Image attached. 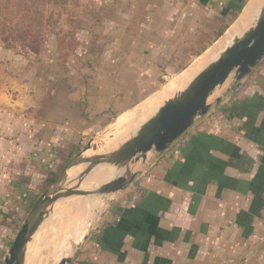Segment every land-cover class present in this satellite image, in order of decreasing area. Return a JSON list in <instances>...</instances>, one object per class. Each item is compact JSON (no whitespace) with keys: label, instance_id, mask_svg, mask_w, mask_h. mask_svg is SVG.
<instances>
[{"label":"crops","instance_id":"1","mask_svg":"<svg viewBox=\"0 0 264 264\" xmlns=\"http://www.w3.org/2000/svg\"><path fill=\"white\" fill-rule=\"evenodd\" d=\"M244 1L92 0L70 51L77 59L62 60L61 78L21 80L7 68L19 80L10 92L0 79V264L47 188L57 148L69 152L72 140L103 127V112L151 95L141 98L151 87L142 82L154 73L188 68ZM180 54L183 68L174 64ZM232 86L168 149L140 162L142 173L92 218L81 248L77 230L71 264H264V59Z\"/></svg>","mask_w":264,"mask_h":264},{"label":"water","instance_id":"2","mask_svg":"<svg viewBox=\"0 0 264 264\" xmlns=\"http://www.w3.org/2000/svg\"><path fill=\"white\" fill-rule=\"evenodd\" d=\"M263 59L264 3L254 26L221 50L215 59L196 73L185 88L166 101L154 117L136 127L129 138L109 153L90 156L93 140L59 171L26 216L4 264H27L30 245L42 226L54 215L57 202L75 194L92 196L87 204L88 213L78 228L76 244L77 248H81L88 238L91 216L100 198L125 191L142 173V170H136L140 162L144 163L154 149L158 153L164 152L189 131L197 120L209 113L214 106L209 101L210 97L233 72L236 79L241 81ZM232 88L229 87L227 92ZM220 100L218 97L216 102ZM83 164L84 169L75 177L73 173L76 170L73 168ZM99 167H112L115 177L93 190L81 189L84 179ZM73 176L75 178L71 179ZM70 238L65 241V247L69 246ZM60 257L56 264H71L74 258L71 254Z\"/></svg>","mask_w":264,"mask_h":264},{"label":"rangeland","instance_id":"3","mask_svg":"<svg viewBox=\"0 0 264 264\" xmlns=\"http://www.w3.org/2000/svg\"><path fill=\"white\" fill-rule=\"evenodd\" d=\"M249 1L251 2V0ZM92 6V0H0V79H2L6 83L5 87L10 90L13 86L12 82L19 80L15 77H11L12 73H10V75L8 74L7 68L10 66L13 67L15 73L22 74V77H20L21 80L28 79L27 77L29 74L30 76H35L38 73L44 75L45 72H47V65H50L52 57L57 55V52H59L58 48L62 44L59 42V39L63 34L66 35L67 38L64 40L66 44L63 45V49L61 50L63 51V53L67 52V50L70 52L72 48H70L67 43H70L73 38L76 37V34L78 35V37L83 39L84 34L81 33L80 29L86 28L85 26H89V23L87 24V21H85L84 18H87L90 13V16H92ZM230 18L229 20H231ZM219 25L220 24H217V26ZM178 56L179 57H176L177 59L174 61L176 67L182 65L185 59L182 54ZM71 58L77 59L76 54H74V56L72 55V57L63 59V62ZM86 58L87 57L82 54L78 57L79 62L77 63H85ZM205 65L206 63L199 69L201 70ZM51 68H54V71L57 70L56 65ZM188 68H186L185 70H187ZM180 73H178L177 75H179ZM76 74L79 75L80 78L82 77V74H79V72ZM158 74L159 73L157 72L156 78H154L153 81L144 80L142 82V87H144V85L146 84L145 81L148 82L149 86L159 84L161 78H159ZM177 75L166 78L167 81L164 83V85L162 84V86H159L157 91L146 97L134 107L122 113H116L114 119H112L111 122L108 121L109 123H107L106 125L103 124V127H93V129L87 131L85 136H80L74 141L72 140L69 143V152H65L62 147H58L57 150L58 153H60L59 160L56 163L57 165L52 163V165L54 166L53 174H58L59 171L68 163V161L78 155L79 152L86 148L91 141L96 139V143H99L109 140L113 136L111 130L113 129L112 126H114V124L116 123L115 121H118L120 118L126 117L127 115L130 116L131 112L135 111L138 106L145 104L146 101H149L152 95H156L157 92L161 90V88H163L167 83L170 82L171 79L175 78ZM51 77L56 76L51 75ZM131 78L132 79H130L128 74L127 77H123V79H125L128 83L132 84L139 85V81H142L139 80L137 76V79H134L132 76ZM42 82L38 85L41 88L45 86V83ZM237 82L238 80L236 79L235 72H233L225 82V84L223 86H219L214 94L210 97V103L215 105L217 103L216 99L218 97L226 98V89L228 87H231L233 83L236 84ZM139 88L140 87L135 89L138 93H141L144 88ZM10 92L12 91L10 90ZM125 113L127 114L126 116H124ZM120 115L122 117H120ZM95 144H92V147ZM157 153L158 152L155 149L151 152L153 157H155ZM84 167V164L79 166L78 170L73 173L74 176L76 177L78 173L82 169H84ZM142 169L143 167H141L139 164V167L136 170L138 171ZM94 173L96 174V172L90 173L88 178L93 176ZM74 176L71 179H74ZM70 182H72V180H70ZM43 188L45 189L46 186H41V192L44 191ZM119 193L120 192H116L100 198V200L98 201L99 208L96 209L93 213L95 219L100 214V212L103 211L107 203L114 199ZM91 197L92 196L84 197L86 202L79 210H77V214L81 215L79 216V223L85 217L86 213H88L87 204ZM75 198L76 196H73L57 202L54 215L42 226L41 230L34 237L30 245L27 264H45L50 260H54L52 264H56L58 261H60V256L63 255V250L61 252H58L60 243L64 240L66 235L74 230V228L71 227L72 221H70V225L67 224V226H64L62 228L63 230L61 229V231L60 229L57 231V227L64 219L62 216V211H64L63 209L68 208L71 201H74ZM25 218L23 219V222ZM65 227L68 228L66 229ZM70 246L71 249L69 246L68 247L72 255L76 251V246L75 243H72Z\"/></svg>","mask_w":264,"mask_h":264},{"label":"bare ground","instance_id":"4","mask_svg":"<svg viewBox=\"0 0 264 264\" xmlns=\"http://www.w3.org/2000/svg\"><path fill=\"white\" fill-rule=\"evenodd\" d=\"M263 3L264 0H251V2L249 1V3H247V5L244 7L240 16L229 27L226 33L216 43H214V45H212L207 51L202 53L201 56L197 57V59L190 65V67L187 70H185L184 72L180 73L175 78H173L169 83H167L163 88H161V90L157 92L156 95H152L151 99L149 101H146L145 104L138 106L135 109V111L131 112L130 116L126 114L127 112L124 115V116L127 115L126 117H122L123 115L121 114L122 116L120 115V117L122 118L119 117L120 119L118 118L119 120L117 119L118 121H115L116 123L114 124V126H112L113 129L111 130V132L113 136L106 142L102 141L96 143V139H95L92 144L95 143L96 144L93 145L90 156L105 154L113 151L116 147H118L119 144H121L123 141L129 138L132 134L131 132L134 129H136V127H138L142 122L147 121L152 117H154L166 101L171 99L177 93V91L185 88V86L200 70L199 68L202 65H204L205 63L207 64V62L215 59L221 50L231 45L236 38L240 37L241 35H243L244 32H246L248 29L254 26ZM136 168H138V165ZM73 169L78 170V167H74ZM93 172H96V174L94 173V175L91 176L90 178L87 177L86 179H84L81 185V189L93 190L97 188V186L107 181H110L115 177V171L114 169H112V167L110 168L99 167L95 169ZM70 176L72 175H69V177ZM73 196H76V198L74 199V201H71L68 208L63 209L64 211H62L63 212L62 216L64 219L57 227V231L59 229L61 231V229L64 226H67V224H69L70 221H72L71 227L74 228V230L68 235H66L64 240L60 243L58 252L59 251L61 252L63 250V255L70 254V249L68 251L67 250L68 246L65 247L64 244L67 239L76 236V232L80 226L79 216H81L77 214V210H79L82 207V205L86 202L84 197H87L85 195H78V194H75ZM96 208L97 209L99 208V204L96 206ZM93 217L94 215L91 216V218ZM53 261L50 260L48 263L45 264H52Z\"/></svg>","mask_w":264,"mask_h":264},{"label":"trees","instance_id":"5","mask_svg":"<svg viewBox=\"0 0 264 264\" xmlns=\"http://www.w3.org/2000/svg\"><path fill=\"white\" fill-rule=\"evenodd\" d=\"M244 4H245V1H244L243 3H241L238 7H236L235 12L232 14V19H235V18L238 16L239 12H240V11L242 10V8L244 7ZM225 28H226V27H225ZM224 30H225V29H223L222 31H220V32L218 33V36L222 35V34L224 33ZM65 39H66V37H64V38H63V36L60 37L59 42L62 43L61 46L58 48L59 51H60V54H57V55H55V56L52 57L51 63H50V65H47V69H46V70H47L46 73L51 74V75L58 76V78H61L60 76L63 74V72H66V71L68 70L67 67H64V66H63L64 63H62V60L65 59V58H69V57L71 56L69 51L63 53V51L61 50V49H63V45L66 44V43L64 42ZM67 45H68L70 48L75 49V46L77 47V45H78V41H76V38H73V40H72L70 43L68 42ZM55 65L57 66V70H56V71H54V68H51V67H53V66H55ZM49 67H50V68H49ZM181 68H183V65H181ZM158 73H159V74H158L159 78H161V79H160V83L157 84V86H151V87L147 88L146 91L142 94L141 98H145V96H147L148 94H152L155 90H157V89L159 88V86H162V84H164V83L167 81L166 78L178 74L179 71H177V70H173V71H165L164 68H163V69H162L161 71H159ZM158 76H157V78H158ZM154 78H156V73H154V75H153V79H154ZM59 80H60V79H59ZM66 80L69 81V79H66ZM170 81H171V80H170ZM138 100H139V99H138L137 97H135V99H134V103H133V105H131V106L136 105L137 102H138ZM109 111H112V110H109ZM109 111H107L106 113H105V112L102 113V115L109 114L108 117H106L104 120H102V122H101L102 125H103V124L106 125L107 123L111 122L112 119H114V116L116 115V113H113V112L110 113ZM108 121H109V122H108ZM56 176H57V174H53V175L47 180L46 187H48L49 184H50L52 181L55 180Z\"/></svg>","mask_w":264,"mask_h":264}]
</instances>
